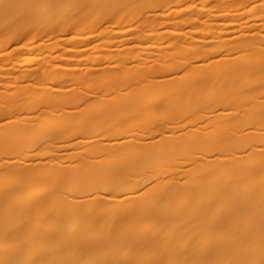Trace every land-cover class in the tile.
<instances>
[{"label": "bare ground", "instance_id": "bare-ground-1", "mask_svg": "<svg viewBox=\"0 0 264 264\" xmlns=\"http://www.w3.org/2000/svg\"><path fill=\"white\" fill-rule=\"evenodd\" d=\"M0 264H264V0H0Z\"/></svg>", "mask_w": 264, "mask_h": 264}]
</instances>
